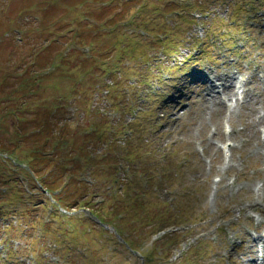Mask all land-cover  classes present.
<instances>
[{"label": "rangeland", "instance_id": "obj_1", "mask_svg": "<svg viewBox=\"0 0 264 264\" xmlns=\"http://www.w3.org/2000/svg\"><path fill=\"white\" fill-rule=\"evenodd\" d=\"M218 1L0 0V144L9 145L2 156L31 161L36 148L57 149L66 162L83 151L98 156L89 176L75 177L85 184L74 183L62 199L74 209L87 193L80 205L91 198L93 220L77 213L79 221L56 224L41 211L34 230L9 229L13 218L1 222L11 231L3 235L0 264H259L250 250L264 233V0ZM49 37L57 44L46 48ZM94 46L93 59L109 61L115 80L80 56ZM70 51L78 54L59 58ZM156 61L163 84L136 87ZM197 71L217 80L234 75L244 84L235 97L234 90L217 94L192 79ZM156 91L159 101L145 98ZM155 101L136 123L147 118L138 127L141 139L111 147L94 139L91 150L83 131L89 124L124 125L129 113ZM48 112L51 124H67L62 135L50 128L52 137L21 143V128L31 134ZM52 138L60 146L42 144ZM107 152H134L143 170L157 174L114 171ZM20 173L11 179L30 184ZM43 224L50 232L40 239Z\"/></svg>", "mask_w": 264, "mask_h": 264}, {"label": "trees", "instance_id": "obj_2", "mask_svg": "<svg viewBox=\"0 0 264 264\" xmlns=\"http://www.w3.org/2000/svg\"><path fill=\"white\" fill-rule=\"evenodd\" d=\"M52 37V36H51ZM47 38V41L51 38ZM91 42V41H90ZM88 44V43H87ZM53 46L56 45V43L52 44ZM78 45H80L78 43ZM51 46V44H50ZM49 46V47H50ZM81 47L87 46L86 44L84 45H80ZM90 55L88 58V61L92 62V64L89 65V69H94L96 70V68L99 69V65L98 63L100 62V58L98 60V62H96L95 60L97 59H93L95 57L94 53V47H90ZM78 53H72V51L69 52V54L66 56H64L66 58V60L68 58H70L72 55H75ZM62 53L59 54V58H63L62 57ZM80 56L83 57V54H81ZM93 62H96L95 64H93ZM110 65L107 64L106 65V69L107 67H109ZM101 69H103V67H100ZM46 76V74H45ZM150 77V75H145V76H141V79L139 81V84L145 85L148 83V78ZM110 98V97H109ZM23 110V108H22ZM38 114V113H37ZM104 117V116H103ZM106 118V117H105ZM23 120V119H22ZM51 120H52V116L51 113H47V119L46 117H43L41 122H39V124H37L32 130L31 132L29 131V133L31 134H26L27 131H25L24 129L21 128V143L26 140V138H32L33 140H37L38 143L40 142L41 138H47V137H52L54 135V132L51 131L50 128L52 129H56L57 134L62 135V131L67 128V124L64 125H60L58 123L56 124H51ZM96 128H101L102 130H106V131H110V132H114L120 133L121 131H123L124 125L122 124L117 125L115 128L114 127H102L101 125H97L95 124ZM114 129V131H113ZM138 129L140 128H136V133L138 134V140L142 138L143 133L140 132ZM48 133V134H47ZM47 134V135H46ZM97 136H99L100 139L102 140H110L113 138V134H108L106 132L103 133L102 136H100V134H97ZM49 140H44L42 142V144L44 145V143L47 141L49 143L52 144V147H58L60 146L57 139L56 138H52ZM92 139H89V141ZM94 140V139H93ZM92 140V141H93ZM131 140V139H130ZM128 141L129 143H131V141ZM6 144V143H5ZM2 145L0 144V200H6L7 202H15V201H21V207L24 205H27V203L29 204H33V200L34 199H40L39 196L36 197H32V196H27L26 193H28V191L26 190V192L23 190V186H21L18 182L20 181L18 179V174H21V178L24 179V182L29 181L30 184L26 183L28 186L27 189L30 190H36V185H34V181L32 179V176L30 175V172H32L33 175H35V177L37 179H39V185H41L44 189H46L48 192L53 193L55 191H61V193L59 195L56 196V202L58 205L62 206V207H68L66 204L63 203L62 199H63V195L65 194V192L71 191V190H75V186L74 183L75 181H73L74 178V173L69 169V163L65 161L64 159V155L62 156L61 154H56L55 152H57V149L53 150H41L40 148H36L35 152L33 153V157H35L34 159H31V161L29 160H24L21 161L20 159L14 160L12 157L8 158L6 160L1 158V154H5L8 151V146L9 145ZM64 150V148H63ZM146 153H150V151L148 150ZM84 155V153H83ZM127 158H133V160L135 161V165L132 166L131 173L132 175H135V177H138L140 174H143V172H145L144 176H149V173L152 172L151 176L152 177L155 173V170H151L149 169L147 172L146 170L142 169V163H141V159L139 158V156L135 155V153L133 152H129L126 154ZM152 155V153H151ZM60 156V157H57ZM56 158V159H53ZM106 158H109V156H107ZM51 161V162H50ZM53 161V162H52ZM66 162V163H65ZM32 163L33 165H27ZM23 166H26L27 168L25 169ZM38 166H41L42 169H44L45 171L38 174V170H36ZM142 172V173H141ZM14 174L17 175L14 178L10 177V174ZM66 177H70L71 181H69L68 179H66ZM9 178V180H7L6 182H4L5 179ZM148 178V177H147ZM19 181H18V180ZM62 179V182L59 183L60 185L57 186L56 183ZM67 180V183H65ZM15 185H14V184ZM11 184V185H10ZM14 186H13V185ZM77 184V183H76ZM22 187V188H21ZM41 194V193H40ZM81 195H85V192H82ZM62 196V197H61ZM27 207V206H26ZM69 208V207H68ZM26 209L24 211H22V208L20 210L17 211V217L18 219H23L24 215L26 214ZM13 213L10 215H16L15 210L12 211ZM29 212H31L29 210ZM35 212V209H34ZM33 213V212H32ZM7 214L3 213L2 211H0V219H2L4 216H6ZM9 215V214H8ZM50 215L52 216H57L55 212L50 213ZM2 221H5V219H3ZM2 223L0 222V225ZM29 224H34L33 221H29ZM8 225H4L2 224L1 226V230H0V240L3 239V232L7 233L11 230H14L15 227L11 226V224L9 225V229L8 230Z\"/></svg>", "mask_w": 264, "mask_h": 264}, {"label": "bare ground", "instance_id": "obj_3", "mask_svg": "<svg viewBox=\"0 0 264 264\" xmlns=\"http://www.w3.org/2000/svg\"><path fill=\"white\" fill-rule=\"evenodd\" d=\"M232 95H233V97L235 96L234 93H233ZM263 117H264V116H263ZM256 246H257V243H255V244L253 245V248H254V249H251V250H250L251 253H254V252H255L254 250H255ZM250 252H249V253H250ZM249 264H255V262H254V261H250ZM261 264H264V261H262Z\"/></svg>", "mask_w": 264, "mask_h": 264}]
</instances>
